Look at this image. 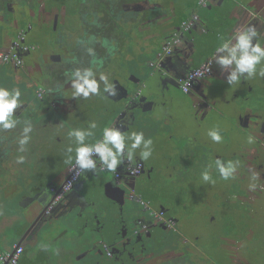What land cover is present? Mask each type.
Instances as JSON below:
<instances>
[{
    "label": "flooded vegetation",
    "instance_id": "obj_1",
    "mask_svg": "<svg viewBox=\"0 0 264 264\" xmlns=\"http://www.w3.org/2000/svg\"><path fill=\"white\" fill-rule=\"evenodd\" d=\"M160 2L70 0V18L54 16L43 0H0V65L6 71L0 73V87L9 83V91L19 89L22 102L14 111L17 126L0 131V255L19 246L17 264H208L199 222L206 221L210 195L203 199L207 193L194 182L185 183L201 192L197 209L191 210L183 197L158 199L152 189L158 175L183 170L177 176L186 180L196 159L202 168L198 176L193 172L197 181L211 167L218 171L217 159L234 162V178L224 180L218 172L223 180L207 189L221 195L236 188L234 201L241 202L237 197L242 195L249 202L245 207L264 206V77H241L229 85L228 72L211 59L205 78L213 77L219 66L216 81L197 80L187 91L180 81L175 87L172 77L182 80L216 44L202 12L221 0L195 1L198 10L191 18L186 17L185 2ZM256 7L264 12V0ZM254 16L237 23V30L254 26L258 36L253 43L264 47V19ZM160 25L167 27L161 30ZM145 28L159 34L155 43L148 40L152 35L145 37ZM158 66L163 75L147 87L146 74ZM261 67L264 63L257 72ZM85 68H91L97 80L106 75L116 95L105 92L101 82L99 95L74 98L72 73ZM124 90L138 95V101L126 107ZM25 121L32 132L21 152L18 140ZM91 122L97 128L87 144L99 142L104 128L116 127L125 135L143 132L159 148L170 143V152L175 139L173 131L166 135L165 129H172L197 147L174 153L180 163H172L173 154L165 152L159 161L153 149L147 160L140 158L141 149L128 159L126 148L115 171L98 164L95 172L78 175L75 152L67 151L76 147L69 132L87 130ZM210 130L219 131L221 142L211 140ZM20 156L22 164L16 162ZM161 162L165 165L159 166ZM71 227L75 230L68 236Z\"/></svg>",
    "mask_w": 264,
    "mask_h": 264
},
{
    "label": "rangeland",
    "instance_id": "obj_2",
    "mask_svg": "<svg viewBox=\"0 0 264 264\" xmlns=\"http://www.w3.org/2000/svg\"><path fill=\"white\" fill-rule=\"evenodd\" d=\"M235 1H238L237 3H239L240 5H242V7L246 8L253 15H255L254 17L258 18L259 20L264 19V12L259 11V7H256V2L258 0H254V2L251 4L252 6H250L247 0ZM43 2L44 3L42 5H45V8H47L48 10H51L54 16H58L59 14H61L60 16L64 17H74L72 12L73 6L71 5V7H68L66 5L68 2H70V0H43ZM183 2H185L187 8L186 17L191 18L195 13L194 11L198 10L195 5V0H177V3L179 4ZM215 2H218V0H215ZM161 3H164V0L157 4L160 6ZM219 9L221 10V12L219 11V18H222V20L230 21L233 18L231 14L235 11L234 9L229 8L222 2H219ZM202 16L205 17L204 13H202ZM145 37L147 38L146 34ZM0 73L3 76L6 75L5 67L3 65H0ZM217 79L218 77L212 81L210 78H204V80L202 79V83L211 84ZM4 81L5 80L3 77V82ZM12 86L13 85L9 83H7L6 86L3 85V87L5 88H9ZM159 124L161 126L163 125V123L161 122H159ZM171 131H173L172 134L175 139V148L172 152H170L169 150L170 143H168L167 146L163 145V148H159L158 143H156L154 146L151 145V149L156 151V157L160 154V157H157L159 161H163V158H161V154L165 152L166 154H169V157L173 154L171 156L172 163H174L176 160H178L179 162V154L176 157L174 153L185 151V148L187 146V149H189V147H197L196 143L193 144L189 142L186 135L180 136L172 129H165V134ZM185 133L187 134V132ZM196 154L200 156L201 153ZM196 161V164L193 162L194 164L192 165V167L188 169V177L186 178V180H182L177 176L179 175L177 173L183 170H177V173L172 174L169 177H166L165 175L156 176V181H154L156 185L152 186V189L155 194L159 195L158 199L163 200L167 198L168 200V196L174 198L180 197V199H182L183 197L185 200H187L188 203L186 208L196 210L197 208L195 207L198 204L196 202V197L198 196V194H201V192H195L193 186L185 187V183L194 182L199 187V189H202L203 192L207 193L204 194V197L202 196L203 199L208 194L210 195L209 201L205 204L207 209V216L205 215L206 221L204 223L202 221L199 222L204 235L202 241L206 251L205 256L208 260V264H264V221H261L262 219L264 220V206H262L261 204H256L247 208L243 203L249 202L244 201L241 197L242 195L237 197L241 198V202H239L238 199V201H234L236 200V195H238L236 188L227 189L228 193H231L232 195L234 194V196H231L228 193H222L221 195H219L217 190L209 191L207 187L210 186L211 189L215 188L218 185L219 181H222L223 179L219 180L217 176L218 171L214 170V168L211 167L210 172H208L212 177V180L215 181L213 183L214 186L211 187L212 182H210L211 184H207L203 179L197 181V179H194L193 172H196L195 174L197 175V172H199V170L202 168L199 166L198 159H196ZM166 164L168 166H172L171 163ZM162 165L165 164L161 162L159 166ZM199 176L202 177V173L199 174ZM150 177L151 173H149L147 179H149ZM202 198H199L198 200ZM215 204L219 205V209H217V206L215 207ZM12 209L15 208L12 207ZM203 214H206L205 211H203ZM74 230L75 229L73 227L68 228L66 230V235H73V233L71 232H73ZM189 240L191 239L189 238ZM184 262L187 264L189 263L185 260ZM190 264L194 263L191 262Z\"/></svg>",
    "mask_w": 264,
    "mask_h": 264
},
{
    "label": "clouds",
    "instance_id": "obj_3",
    "mask_svg": "<svg viewBox=\"0 0 264 264\" xmlns=\"http://www.w3.org/2000/svg\"><path fill=\"white\" fill-rule=\"evenodd\" d=\"M258 36L257 29L247 27L242 31H237L233 36L223 41L216 48L214 54L215 62L223 71H227V83L232 85L241 80V77L248 79L254 75L264 77V67L257 72V66L264 63V47L259 43H253ZM91 52V49L89 50ZM104 84V91L109 95H116V91L108 83V77L104 74L96 78V73L91 68L76 69L72 73L71 87L73 97L88 98L92 95L100 94V83ZM21 92L19 89H9L0 87V131L11 130L17 126L14 118V111L22 106L20 100ZM22 135L18 140L19 151L23 152L24 146L28 144L32 125L29 121L24 122ZM97 128L95 122H91L87 130L73 129L69 132V137L74 139L76 147H69V153L75 152V168L77 174L90 170L95 172L99 164L103 170L115 171L123 163L126 155L125 149L128 148L127 158L131 159V153L135 149H141L140 158L147 160L152 154V140L145 139L143 132L132 131L130 134H122L116 127H106L103 129L102 139L95 144L85 143L86 138L94 136V129ZM208 136L213 142L219 143L222 140L218 130H210ZM127 142H130V146ZM252 138L249 137V143ZM95 157V158H94ZM17 163H24V157L20 156ZM216 168L220 177L224 180L234 178L236 164L228 161L226 164L220 159L215 161ZM205 182H212V177L208 171L202 173ZM250 187H255L250 185Z\"/></svg>",
    "mask_w": 264,
    "mask_h": 264
},
{
    "label": "crops",
    "instance_id": "obj_4",
    "mask_svg": "<svg viewBox=\"0 0 264 264\" xmlns=\"http://www.w3.org/2000/svg\"><path fill=\"white\" fill-rule=\"evenodd\" d=\"M195 1L197 3L198 0H195ZM247 1L250 4V6H252L251 4L254 2V0H247ZM221 2L224 3L225 5H227L229 8H232L235 10L231 14L233 16V18L230 21L222 20V18H219V11L221 12V10L219 9V3H215V4L211 3L206 8V11L204 10L202 12L210 20V22L208 23L209 24L208 29L210 31V35L216 39V42H214L216 44L211 45L210 51L208 52L206 59H204L202 61H198L195 63V65H194L195 69L200 67L202 64L206 63L207 61H209L211 59L213 60L216 48L219 47V45L223 41L227 40L229 37L233 36L234 33H236L238 31L237 30V28H238L237 23H241V21L245 20L246 17L253 15L249 10H247L246 8L242 7V5L237 3L238 1L236 2L235 0H233V1L232 0H221ZM153 30L151 29L152 32H148V29L145 28V34L147 36L152 35L151 37L148 38V40H152L154 42L158 39L157 37H159V35L155 34V32H153ZM214 38H213V40H215ZM153 42L151 43V45H153ZM156 43H159V41H157ZM162 45L163 44L159 45L158 48L161 47ZM153 49L155 50L156 47L150 49L149 51H151ZM149 51H148V53H149ZM146 59H149V58H146ZM216 69L219 71V73L221 72L219 69V66H217ZM216 69H215L214 76L209 77L211 80H214L215 78H217V76L219 74ZM255 221H257V220H255ZM261 221H264V220L262 219Z\"/></svg>",
    "mask_w": 264,
    "mask_h": 264
},
{
    "label": "built area",
    "instance_id": "obj_5",
    "mask_svg": "<svg viewBox=\"0 0 264 264\" xmlns=\"http://www.w3.org/2000/svg\"><path fill=\"white\" fill-rule=\"evenodd\" d=\"M203 0H201L202 2ZM212 61H208L199 68L193 70L192 72L188 73L182 80H180L181 83V89L183 91H187L189 88L193 86V84L197 80H201L205 77H207L211 72L212 67ZM78 170L76 169V174ZM75 177L74 174L71 175L70 180H72ZM22 252L21 247H15V249L10 252H4L0 255V264H17L18 257L20 256Z\"/></svg>",
    "mask_w": 264,
    "mask_h": 264
},
{
    "label": "water",
    "instance_id": "obj_6",
    "mask_svg": "<svg viewBox=\"0 0 264 264\" xmlns=\"http://www.w3.org/2000/svg\"><path fill=\"white\" fill-rule=\"evenodd\" d=\"M167 27L166 25H160L159 28L162 30L163 28ZM157 35H159L158 33H156ZM157 69H154L152 72H149L148 74H146L145 76V80H144V84L147 86L148 84L151 83H156V79L159 77V75H163V69L162 67H156ZM163 72V73H162ZM173 80H170V82H172V84L175 87H179V81L180 79L172 77ZM172 84H169L168 86H173ZM153 85V84H152ZM149 87V85L147 86ZM144 92V91H142ZM125 95L123 96V101L126 102L128 101L126 107H128L131 103H133L134 101H138L139 96L135 95V96H131L130 94H128L127 90H124ZM143 97V96H142ZM148 96H146L145 98H147ZM144 98V97H143ZM135 109V108H134ZM136 110V109H135Z\"/></svg>",
    "mask_w": 264,
    "mask_h": 264
},
{
    "label": "bare ground",
    "instance_id": "obj_7",
    "mask_svg": "<svg viewBox=\"0 0 264 264\" xmlns=\"http://www.w3.org/2000/svg\"><path fill=\"white\" fill-rule=\"evenodd\" d=\"M209 61H211V60H209ZM207 62H208V61H207ZM204 64H205V63H204ZM202 65H203V64H202ZM202 65H201V66H202ZM198 68H199V67H198ZM196 69H197V68H196ZM194 70H195V69H194Z\"/></svg>",
    "mask_w": 264,
    "mask_h": 264
}]
</instances>
